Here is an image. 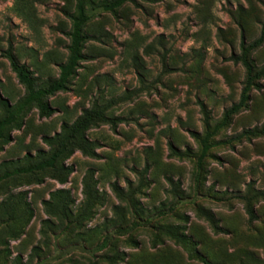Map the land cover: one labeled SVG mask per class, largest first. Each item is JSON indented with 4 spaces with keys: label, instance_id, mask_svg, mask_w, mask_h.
I'll return each mask as SVG.
<instances>
[{
    "label": "rangeland",
    "instance_id": "obj_1",
    "mask_svg": "<svg viewBox=\"0 0 264 264\" xmlns=\"http://www.w3.org/2000/svg\"><path fill=\"white\" fill-rule=\"evenodd\" d=\"M113 1L86 0L85 59L47 98L54 113L41 116L35 103L2 128L0 178L48 160L51 138L85 110L107 107L115 120L87 130L97 156L75 150L54 168L0 181V264H264V198L253 223L241 198L264 192V134H245L264 130V77L223 125L247 77L232 57L260 37L264 0L103 9ZM77 2L0 0V122L27 94L6 51L12 46L38 86L57 79ZM250 60L264 68V44Z\"/></svg>",
    "mask_w": 264,
    "mask_h": 264
},
{
    "label": "trees",
    "instance_id": "obj_2",
    "mask_svg": "<svg viewBox=\"0 0 264 264\" xmlns=\"http://www.w3.org/2000/svg\"><path fill=\"white\" fill-rule=\"evenodd\" d=\"M130 0H114L111 3L104 4L102 7L106 11L115 12L118 8L123 6ZM73 26L70 33L71 45L70 54L65 64L61 65L60 75L57 79L50 81L44 86H38L35 78L25 64H21L14 55L12 46L6 51V57L11 63L12 70L16 74L20 83H22L27 90V94L20 102L16 109L10 111L9 116L0 122V139L2 138V128L6 125L13 123L16 116L20 115L23 110L29 105L38 103L40 106V115L43 117L51 116L54 113L53 108L47 103L49 96L55 95L57 92L65 90L70 82L71 77L75 74L76 69L79 66L80 61L85 59L82 54V48L87 42L89 37L84 34L83 29L86 23L90 20V16L86 11V0H78L77 12L72 16ZM264 44V23L261 31V35L256 40L249 44L245 41L242 42V53L240 56H233L232 59L235 62H241L247 71L246 83L243 89L240 101L234 104L230 109L225 112L223 125L227 124L235 115L245 109L250 101L251 92L254 89L262 90L263 86L259 80L264 77V68L257 70L250 60V54ZM106 109L104 108H92L84 111L71 126H64L63 132L56 134L55 138H51L55 143V148L52 151V155L48 160L37 163L24 169H16L12 173H5L0 181L10 177L12 174L18 173H30L36 170L45 169L47 167L54 168L56 162L63 157L70 156L75 150H80L88 156H97L96 143L90 141L87 136V130L94 125L98 120L110 121L115 124L114 119H109L106 116ZM213 133H209L203 140V147L201 155L198 158V170L202 171L203 162L212 148V144L209 142ZM249 136H257L264 134V130H252L245 133ZM170 149L179 154L173 145H170ZM70 169L68 170V172ZM65 182L64 179H61ZM115 190L118 191V187L115 186ZM246 201V210L249 215V222L253 223L257 219L255 211V202L260 198H264V192L256 193L252 196L241 197ZM138 224V223H136ZM216 228H218L216 226ZM221 231L227 232L225 229ZM107 246V241L103 242L100 248ZM203 261L208 262L203 256L200 257Z\"/></svg>",
    "mask_w": 264,
    "mask_h": 264
}]
</instances>
